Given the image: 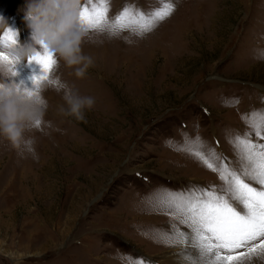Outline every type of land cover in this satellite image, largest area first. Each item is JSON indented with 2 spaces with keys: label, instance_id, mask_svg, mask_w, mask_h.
Returning <instances> with one entry per match:
<instances>
[{
  "label": "rangeland",
  "instance_id": "1",
  "mask_svg": "<svg viewBox=\"0 0 264 264\" xmlns=\"http://www.w3.org/2000/svg\"><path fill=\"white\" fill-rule=\"evenodd\" d=\"M168 2L173 12L151 31L138 34L129 20L109 37L125 7L147 14ZM25 3L0 0V16L21 43L30 33ZM94 3L80 0V8ZM108 7L103 30L87 28L80 45L94 61L84 77L63 61L45 73L22 59L7 78L31 87L34 75L58 77L95 104L83 120L65 117L62 94L39 79L45 119L58 129L29 133L39 160L22 158L0 136V264H129L122 257L183 264L184 246L158 239L173 224L184 229L160 201L169 190L224 185L187 149L202 144L223 158L218 166L238 167L230 140L250 131L242 116L264 112V0H108ZM5 32L0 48L9 44Z\"/></svg>",
  "mask_w": 264,
  "mask_h": 264
},
{
  "label": "snow or ice",
  "instance_id": "2",
  "mask_svg": "<svg viewBox=\"0 0 264 264\" xmlns=\"http://www.w3.org/2000/svg\"><path fill=\"white\" fill-rule=\"evenodd\" d=\"M173 10L170 2L147 14L125 7L116 15L111 28L113 32L125 29L131 20L139 24L138 34H142L151 31ZM79 11L80 20L88 29L103 30L108 22V0H97L91 8L83 6ZM10 32L4 33V43L15 40V34L10 36ZM31 59L45 73L55 63L46 51ZM45 78L32 77L35 81ZM242 119L250 131L230 140L240 158L238 167L229 168L227 163L218 166L223 158L217 156L215 150L205 153L202 144L187 149L204 167L216 172L224 185L194 187L180 192L169 190L168 199L160 201L162 207L179 214L184 229L173 224V233H159L158 239L167 245H183V264H264V143L259 142L264 141V112L246 114ZM122 259H127L129 264H145L144 260L131 257Z\"/></svg>",
  "mask_w": 264,
  "mask_h": 264
},
{
  "label": "clouds",
  "instance_id": "3",
  "mask_svg": "<svg viewBox=\"0 0 264 264\" xmlns=\"http://www.w3.org/2000/svg\"><path fill=\"white\" fill-rule=\"evenodd\" d=\"M79 9L80 0H26L22 11L30 33L23 43L16 39L17 30L9 29L5 18L0 16V30L7 28L15 34L13 42L0 48V136L22 158L31 156L34 161L39 160L37 140L29 133L39 131L48 135V130L58 129L45 119L48 102L40 90L43 85L34 87L36 81L32 79L31 87H25L7 78L15 74L14 65L18 61H32L31 58L41 54V51L55 58L53 65L63 61L68 67L75 66L78 78L84 77L94 61L83 54L80 46L87 35V27L80 20ZM107 31L110 38L117 35L111 28ZM125 40L128 38L125 37ZM45 80L62 94L63 104L58 107L59 114L83 120L85 109L90 110L94 106L93 97L81 95L58 77H46Z\"/></svg>",
  "mask_w": 264,
  "mask_h": 264
}]
</instances>
